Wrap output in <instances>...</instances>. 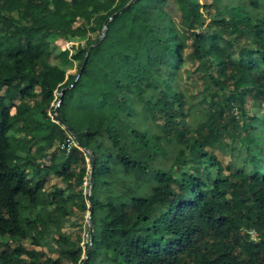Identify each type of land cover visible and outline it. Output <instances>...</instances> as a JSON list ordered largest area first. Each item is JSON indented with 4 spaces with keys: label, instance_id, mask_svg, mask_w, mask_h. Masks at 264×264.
<instances>
[{
    "label": "trees",
    "instance_id": "trees-1",
    "mask_svg": "<svg viewBox=\"0 0 264 264\" xmlns=\"http://www.w3.org/2000/svg\"><path fill=\"white\" fill-rule=\"evenodd\" d=\"M129 1L0 0V264L83 263L89 154L85 264H264V0H136L87 55ZM61 17L64 31L50 22ZM172 19L189 40H165ZM150 41L166 50L143 55ZM142 115L158 132L139 128ZM29 124L42 135L26 145ZM163 139L167 167L154 164L170 160ZM42 224L67 230L29 235Z\"/></svg>",
    "mask_w": 264,
    "mask_h": 264
},
{
    "label": "rangeland",
    "instance_id": "rangeland-1",
    "mask_svg": "<svg viewBox=\"0 0 264 264\" xmlns=\"http://www.w3.org/2000/svg\"><path fill=\"white\" fill-rule=\"evenodd\" d=\"M243 1L244 2H249L250 0H243ZM231 2L232 3H241L242 0H220V4L222 5V7L227 6ZM261 11H262V13H264V8H261ZM50 22L53 23L54 26L56 28H58L59 30L64 31V30L67 29V26L66 25L68 24V22H70V20L68 18H66V17H61L60 20H59V18L58 19L55 18L53 20L50 19ZM208 23H209V21H208ZM167 25H168V28H167L168 33L165 35V38H166L165 40L166 41H172L173 44H178L179 43V38L180 37L177 36V34L175 33V31L176 32H179L180 36H183L184 38L188 39L187 31L189 30V28H188L187 22L181 21L179 19L178 20L177 19H172V20H170L167 23ZM169 31H170L171 34L169 33ZM216 42L218 43V45H220L221 47H223L226 52H230L231 51V48H229L225 44L224 41L217 40ZM54 44L57 45V47H60V48H62V47L69 48L70 47V44L64 46L62 44V41H59V40L56 41ZM189 44H190V42H189ZM152 45L158 51H165L166 50V46L163 45V44H161V43H158V41H155L154 43L152 42ZM148 46L149 45H148L147 42L143 44V47L141 49V53L143 55L146 53V49L148 48ZM189 48H190V46H189ZM74 70L75 69H71V70L68 71V73H73ZM199 79H202V77L199 76ZM202 91H203V94L207 95V93H206V91H205L204 88L202 89ZM56 97H59V95L58 94L55 95V98H54V101H53V104H52L53 109L50 111V113H54V108H55V106L58 103V99ZM112 99H113V97H112ZM115 107L117 109H122V106L117 105V104H115ZM137 110L141 112L140 107H137ZM65 116L68 119V121L70 122V124L74 125L76 128H79V129L83 128L84 125L82 123V118L78 114V112L68 111V113ZM136 123L138 124V126H139V128L141 130H146V131L151 132V133L158 132L157 129H156L158 127H156V125L154 123H152L151 121L146 120L143 117V115L140 116V118L136 119ZM18 135H19V137L23 141H25V144L26 145L27 144L29 145V144L32 143V137H31V135H35V137H40L42 135V133H40L39 131H36L35 130L34 124H32V125L29 124L28 131L26 133H19ZM169 144H170L169 140H166V139H163L162 141L159 142V145L160 146H163V147H165V149H167L166 155L168 157H170V160H166L165 158H159V159H157V161H155V163H154L155 165L158 166V164H159L160 166H164V167H167V166L170 165L171 158H172L173 154L170 152L171 151V147H170ZM122 147L124 149H126V151H128V153L130 155H133L134 154V147L129 142L123 143ZM86 162H87V179H85L84 180L85 183H83L84 184V193L87 192L88 180H89L88 177H89V173L91 171L89 160L87 159ZM193 166H194L193 170L196 171L200 177H202L203 179H207L208 171L205 170V169H202L203 167L200 165L199 162L195 161L193 163ZM182 169H186V166H183ZM155 170H158V169H151V171H155ZM151 171H149L148 173L142 175V178L145 180L143 182V185H144V187L147 190H150L151 188H153V187L156 186V180H155L154 175H153V173ZM51 183H53V184L54 183L60 184V181L53 178L51 180ZM99 199L106 200L105 197H104V195H100L99 196ZM58 201H60V199H58ZM66 207H68V208L73 207V202L72 201L71 202H68L66 204ZM88 207H89L88 203L85 202V208H86L87 211L84 214V220L85 221H84V224H83L82 229L80 230V235H81V239H82V242H81L80 246L82 248H84L85 245H86V243H87L86 237H87V228H88V226H87V219H86V217L88 215ZM66 230H67V228L64 227V226L52 225V224L51 225L42 224L41 226L32 228L29 231V235L30 236H33V235H35L39 231H44L47 235H51V236L52 235H56V234L57 235H62L63 233L64 234L66 233ZM85 250H83L82 258L84 257V253H85L84 251Z\"/></svg>",
    "mask_w": 264,
    "mask_h": 264
},
{
    "label": "water",
    "instance_id": "water-1",
    "mask_svg": "<svg viewBox=\"0 0 264 264\" xmlns=\"http://www.w3.org/2000/svg\"><path fill=\"white\" fill-rule=\"evenodd\" d=\"M136 0H130L127 5L122 8L118 13L112 15L109 19H107L105 22H104V26H103V29H102V33H101V36L99 37L98 41L93 44L91 47H89L88 51H87V55L89 54L90 50L97 46L101 40L103 39L104 35H105V32H106V26L108 24L109 21H111L114 16L120 14L121 12H123L125 9H127L131 4H133ZM66 89H64L62 92H64ZM62 96V94H60V97ZM59 107V103H57V105L55 106L54 108V113H56L57 109ZM58 121H61L60 118H58ZM63 127L67 130H69V128L67 126H65V124H63ZM89 158H90V162H91V171H90V178H89V186L87 187V192L85 193L86 195V198H87V203L89 205V212H88V215L86 217L87 219V226H88V230L90 232V235L92 236L93 234V227H92V222H91V217H92V213H93V202H92V199H91V195H90V181L92 179V176H93V168H94V165H95V161H94V157L89 154ZM90 247H91V240H90V243H89V247H88V251L87 253L85 254L84 258H83V263L82 264H85L86 262V259H87V256H88V253H89V250H90Z\"/></svg>",
    "mask_w": 264,
    "mask_h": 264
},
{
    "label": "built area",
    "instance_id": "built-area-1",
    "mask_svg": "<svg viewBox=\"0 0 264 264\" xmlns=\"http://www.w3.org/2000/svg\"><path fill=\"white\" fill-rule=\"evenodd\" d=\"M236 113L238 114V111H237V110H236ZM72 146H75V142H74V140L68 139V140H67V146H65V147H66V151L69 152V150H70V148H71ZM89 178H90V177H89ZM85 179H87V178H85ZM88 183H89V182H88ZM88 186H89V184H88ZM250 235H251V237H252L253 239H258V238H257V237H258V233H257L255 230L251 231V232H250ZM86 240H87V242H88V233H87ZM81 248H82V247H81ZM82 249L85 250V247L82 248Z\"/></svg>",
    "mask_w": 264,
    "mask_h": 264
},
{
    "label": "crops",
    "instance_id": "crops-1",
    "mask_svg": "<svg viewBox=\"0 0 264 264\" xmlns=\"http://www.w3.org/2000/svg\"><path fill=\"white\" fill-rule=\"evenodd\" d=\"M168 32V31H167ZM169 33H170V31H169ZM175 33L177 34V36H180V34H179V32H176L175 31ZM171 34V33H170ZM152 42L154 43L155 41H150V42H148V44H149V48H151V49H153V50H156L155 48H154V46L152 45Z\"/></svg>",
    "mask_w": 264,
    "mask_h": 264
}]
</instances>
